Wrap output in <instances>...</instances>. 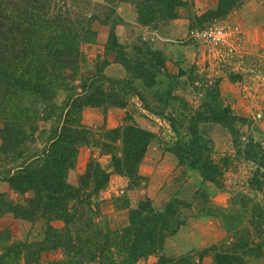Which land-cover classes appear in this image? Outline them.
I'll return each instance as SVG.
<instances>
[{
    "label": "rangeland",
    "instance_id": "1",
    "mask_svg": "<svg viewBox=\"0 0 264 264\" xmlns=\"http://www.w3.org/2000/svg\"><path fill=\"white\" fill-rule=\"evenodd\" d=\"M44 1L46 19L55 15L54 23L70 24L67 32L44 35L58 41L52 53H73L77 42H82V57L71 61V66H77L74 70L73 66L66 70L67 85L58 91L57 104L63 105L96 78L89 81L88 94L102 100L98 106L121 109L118 125L92 127L100 130L101 145L81 146L76 166L68 174L71 185L83 182L86 190L95 180L83 177L92 160L110 173L108 184L90 198L83 216L111 225L108 212H118L113 220L123 226L111 227L122 229L142 201L156 211L172 205L182 221L179 230L164 240L159 252L136 264H158L162 256L166 264H224L226 260L264 264V8L249 0ZM120 11L131 26L119 33L118 25L125 19ZM135 17L148 28L135 23ZM217 25L228 31L225 39L202 35ZM98 29L108 34L103 54L94 46ZM114 61L126 77L106 73ZM118 102L125 105H115ZM36 123L39 129L52 126V120L42 114ZM131 124L153 136L129 176L116 170L113 155L107 152L123 156L122 133ZM116 128V142L104 138ZM112 142L114 149L105 150L104 144ZM178 149L193 154L181 162ZM195 159L204 169L212 165L215 182L202 175L200 166L191 165ZM125 161L121 158V168ZM30 195L0 194V201L4 207L9 201L24 202ZM10 212L18 222L13 229H0V244L43 240L46 218L31 220ZM52 224L59 229L65 226L62 219ZM65 256L61 248L54 249L33 264Z\"/></svg>",
    "mask_w": 264,
    "mask_h": 264
},
{
    "label": "trees",
    "instance_id": "2",
    "mask_svg": "<svg viewBox=\"0 0 264 264\" xmlns=\"http://www.w3.org/2000/svg\"><path fill=\"white\" fill-rule=\"evenodd\" d=\"M45 6L44 0H0V179L8 181L19 195L32 193L24 197V202L9 201L3 207L0 201V214L10 210L21 218L42 217L48 221L43 240L9 244L2 241L0 264H33L45 252L60 248L65 258L51 259L46 264H136L159 252L164 240L179 230L182 221L172 205L156 211L148 201L140 202L122 229L112 228L106 220L83 216L85 205L108 184L110 173L92 160L83 177L94 176L95 180L86 190L83 182L77 187L71 185L68 174L76 166L81 146L101 145L100 130L83 123L82 111L86 106L101 105L102 100L88 94L89 81L96 79L92 78L63 105L57 104L58 91L67 85L66 70L73 66V59L82 57V42H77L73 53H52L58 41L44 35L53 30L67 32L70 24L54 23L55 15L46 19L42 13ZM115 105L124 106L125 102ZM40 114L51 119L52 126L37 128ZM118 130L108 131L104 138L116 142L113 134ZM152 136V132L137 124L126 127L122 133L124 168L121 158L108 151L116 144L105 143L104 149L112 153L116 170L131 176L133 163L144 156ZM176 153L183 162L193 150L178 149ZM198 162L195 159L190 164L197 167ZM199 169L206 179L216 181L212 165ZM89 210L98 215L96 210ZM56 219L64 220L65 226L55 228L52 222ZM81 220L78 227L73 226ZM261 224L264 226V220ZM165 260L162 256L158 264H166ZM224 264L232 263L226 260Z\"/></svg>",
    "mask_w": 264,
    "mask_h": 264
},
{
    "label": "crops",
    "instance_id": "3",
    "mask_svg": "<svg viewBox=\"0 0 264 264\" xmlns=\"http://www.w3.org/2000/svg\"><path fill=\"white\" fill-rule=\"evenodd\" d=\"M206 3L208 0H205ZM255 2L256 4L254 6H259L264 8V0H249V2ZM123 5H127L130 7L128 3H124ZM123 8V7H122ZM245 8V7H244ZM121 10V7H120ZM121 15L124 16V21L121 25H118V27H121L119 30V33L122 31L123 27L127 28L129 30L130 28L128 26H131L130 21L128 22L126 18V14L120 11ZM135 23H140L137 19V17L134 18ZM145 28H148V25L140 23ZM103 29V28H102ZM102 29L99 30L98 35V42L95 43V47L99 54H103L106 51V44L108 40V34L106 32H103ZM106 33V34H105ZM126 39V36L122 38V40ZM121 40V37H120ZM117 62H111L108 68L106 69V73L110 76L115 77H126L127 74L125 71L121 70L122 68H118ZM121 119V109L118 107H105V106H86L84 107L82 111V121L85 125L89 127H99L106 125L108 127H113L119 124ZM0 194H7V195H14L15 191L10 185L8 181L0 179ZM120 213H112L111 210L108 212L110 223L114 228L123 226V225H117L115 224L113 218L117 217ZM18 222L15 215L10 211H4L0 214V229H13V225ZM125 223V221H124ZM123 223V224H124ZM259 261V260H258ZM97 264V263H94Z\"/></svg>",
    "mask_w": 264,
    "mask_h": 264
},
{
    "label": "built area",
    "instance_id": "4",
    "mask_svg": "<svg viewBox=\"0 0 264 264\" xmlns=\"http://www.w3.org/2000/svg\"><path fill=\"white\" fill-rule=\"evenodd\" d=\"M228 31L221 27V26H212L210 28H207L206 30H203L202 35L205 36L207 39H218L223 40L227 37Z\"/></svg>",
    "mask_w": 264,
    "mask_h": 264
}]
</instances>
